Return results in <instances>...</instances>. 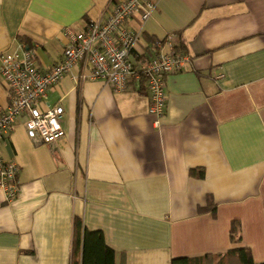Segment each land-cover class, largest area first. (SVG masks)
Instances as JSON below:
<instances>
[{"label":"crops","instance_id":"0c3cea01","mask_svg":"<svg viewBox=\"0 0 264 264\" xmlns=\"http://www.w3.org/2000/svg\"><path fill=\"white\" fill-rule=\"evenodd\" d=\"M110 1L0 0V54L33 49L45 70L68 33ZM127 26L140 31L139 46L159 41L165 52L169 38L188 57L164 77L163 115L155 124L143 82L114 92L65 76L47 89L40 108H62L64 135L31 140L18 118L0 141V158L20 167L15 198L0 191V264H69L75 217L103 233L114 264L237 248L264 263V0H156L144 22L134 15ZM8 104L0 76V108Z\"/></svg>","mask_w":264,"mask_h":264},{"label":"built area","instance_id":"2783aa9c","mask_svg":"<svg viewBox=\"0 0 264 264\" xmlns=\"http://www.w3.org/2000/svg\"><path fill=\"white\" fill-rule=\"evenodd\" d=\"M156 0H111L104 15L85 24L80 32H69L61 60L40 70L33 49L19 45L0 54V76L8 91L9 104L0 108V141L22 119L31 140L51 144L64 135L62 108H40L47 89L65 76L75 81L100 80L114 92H123L134 83H144L149 96L148 112L155 124L164 113V77L181 71L188 57L177 52L167 39L168 50L159 41L139 46L140 31L127 26L138 15L144 22L155 8ZM74 70L76 73H74ZM20 167L13 160L0 158V191L5 201L18 192Z\"/></svg>","mask_w":264,"mask_h":264},{"label":"trees","instance_id":"16d2710c","mask_svg":"<svg viewBox=\"0 0 264 264\" xmlns=\"http://www.w3.org/2000/svg\"><path fill=\"white\" fill-rule=\"evenodd\" d=\"M24 46H29L28 41L19 37ZM181 44L176 50H182ZM189 175L202 179L203 170H190ZM206 209L214 211V205L207 199ZM229 240L231 243L240 241V225L237 221L230 224ZM115 252L109 248L101 231L87 230L82 221L75 217L72 222V237L69 264H114ZM170 264H255L251 251L248 248H237L223 254L205 255L202 257L172 258ZM264 264V263H260Z\"/></svg>","mask_w":264,"mask_h":264}]
</instances>
